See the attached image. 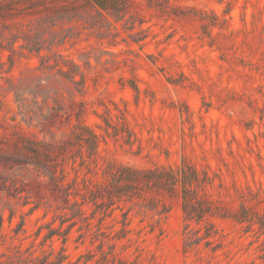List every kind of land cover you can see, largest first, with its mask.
Returning a JSON list of instances; mask_svg holds the SVG:
<instances>
[{
	"label": "rangeland",
	"instance_id": "374dc122",
	"mask_svg": "<svg viewBox=\"0 0 264 264\" xmlns=\"http://www.w3.org/2000/svg\"><path fill=\"white\" fill-rule=\"evenodd\" d=\"M2 25L6 46L17 33L42 48L0 49V264H264V0H130L122 14L50 0ZM79 119L100 135L89 169L62 162V181L29 162L24 143L65 139ZM183 163L212 178L200 221L156 190L143 202L160 212L120 199L80 217L62 189L102 183L109 164Z\"/></svg>",
	"mask_w": 264,
	"mask_h": 264
},
{
	"label": "trees",
	"instance_id": "16d2710c",
	"mask_svg": "<svg viewBox=\"0 0 264 264\" xmlns=\"http://www.w3.org/2000/svg\"><path fill=\"white\" fill-rule=\"evenodd\" d=\"M50 0H0V20H5L13 15L22 13V10L34 9L40 5L47 3ZM56 1V0H55ZM87 5L96 7L100 10L112 12L114 14H122L126 11L130 0H84ZM24 4V7L21 5ZM19 5V7H18ZM21 7V8H20ZM79 5L71 7V13L73 16L79 14ZM7 25L0 26V49L8 48L11 53L16 52V48L13 46L20 39L27 42L25 45H21L22 48H27L30 51H40V42L31 44L27 37H23L14 33L12 38H7L8 45L4 44L6 37L5 29ZM29 46V47H28ZM12 54L9 55V61L12 64ZM58 63L52 64L49 59H43L42 66L46 69L53 67H61L62 62H68L65 59L57 61ZM72 66H75L73 61H69ZM0 64L3 61L0 58ZM73 72V71H71ZM74 75L71 77L73 78ZM34 98L39 95L40 90L43 88L41 82L35 83ZM16 102L18 103L20 113L33 119L37 115L36 111L32 109L28 97L20 87H15ZM39 90V91H38ZM99 133L93 128L87 125L82 119H79L70 133L65 139L50 142H36L27 141L21 148L31 153L32 161L39 167L46 168L50 171L51 177L54 179L60 178L62 181L66 178V171L62 162L71 160L74 164L78 161L81 167H88V161L91 160L97 153L99 143ZM106 180L102 183L96 184H84L83 187L79 186V182L75 181L64 186L62 189L67 197H73V205L76 207V215L80 216L84 214L83 205L92 202L93 205L100 208L103 212L109 213V210H114L113 205L118 200H125L133 203H143V206H147L150 209L160 212L158 203L154 200L151 202H143L144 194L148 191H163L169 195H180L182 202L181 207L187 219L202 220L204 216L213 211L211 204L208 201L201 200L198 197L197 189L203 184L210 182L212 178L203 172L201 176L200 171L195 167L183 163L180 167L174 168H149V169H137L130 166L120 165L114 166L109 164L104 170ZM64 185V184H63ZM81 196L80 199L77 197ZM167 206L162 205L161 212H166ZM124 224H127V211H123Z\"/></svg>",
	"mask_w": 264,
	"mask_h": 264
}]
</instances>
